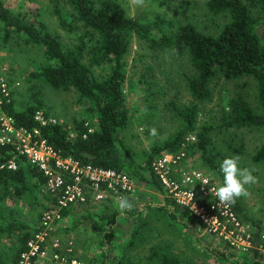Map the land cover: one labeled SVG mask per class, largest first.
I'll return each mask as SVG.
<instances>
[{
  "label": "rangeland",
  "instance_id": "obj_1",
  "mask_svg": "<svg viewBox=\"0 0 264 264\" xmlns=\"http://www.w3.org/2000/svg\"><path fill=\"white\" fill-rule=\"evenodd\" d=\"M4 1L14 14L44 23L65 46L77 44L80 37L89 43L85 35L87 30L71 21L72 10L66 0ZM119 1L130 18L142 14L149 18L164 17L176 26L188 23L208 34H215L228 22L227 16H212L204 0H165L162 4L145 0L143 7L133 6L130 0ZM57 9L67 22H72L69 30L59 25ZM124 61L123 90L130 111V123L120 131V136L132 151L136 162L143 164L154 145L161 144L181 127V121L170 106L173 104L183 108L193 102L185 77L193 75L194 71L186 55L177 57L173 52H154L136 36L130 40ZM47 63L42 47L25 42L24 37L17 34L5 39L0 24V83L5 94H11L15 108L22 110L37 99L42 102L38 113L41 118L46 115L49 122L60 124H71L73 120L86 118L95 129L88 103L74 89L55 90L45 82L29 77L31 72ZM92 71L96 78L101 79L107 75L108 67L94 66ZM210 90L211 100L199 105L197 126L202 123L213 126L210 149H214L212 155L219 166L225 157L239 156V166L253 170V175L258 178L257 183L245 186L249 195L241 199L251 219L261 222L260 234L264 236V163L252 159L264 145V128H227L221 120L226 102L238 95L244 97L256 112H260L256 81L249 76L233 80L219 77L211 81ZM153 127L158 132L155 137L149 131ZM22 135L11 136L21 139ZM187 138V144L195 142L194 135ZM184 154L176 170L201 174L208 188H214L215 193V189L222 184V174L216 175L203 166L199 154L193 149H186ZM193 184L191 186L197 185L199 190L198 184ZM85 196V202L88 199L85 207H75L80 204L71 206L69 213L61 217L49 236V243L57 239L63 252L71 251L76 264H118L119 261L122 264H158L155 258H149L153 248H160L181 264H252L256 260L254 252L258 249L251 241L247 242L254 232L250 223L242 224L244 233L232 227L230 230L234 234L231 236L209 232L194 216L184 215L181 208L176 210L174 205L167 202L171 199L163 192L134 183L131 191L124 196L133 204V209L124 215L117 211L115 198L95 200L89 188L85 189ZM197 198L209 204L215 195L208 194L205 197L198 192ZM44 212L42 201H37L29 192L21 196L10 194L0 202V222L21 221L29 227L31 234L40 227ZM104 214H112L113 223L99 220V216ZM223 223L226 225L228 222ZM106 234H113L110 241H107ZM260 241V249L264 254V237ZM16 245L14 237L0 235V254L9 264H12ZM47 251L49 254L53 251L50 244ZM261 263L264 264V259ZM47 264L72 263L66 260L65 263L47 261Z\"/></svg>",
  "mask_w": 264,
  "mask_h": 264
},
{
  "label": "trees",
  "instance_id": "obj_2",
  "mask_svg": "<svg viewBox=\"0 0 264 264\" xmlns=\"http://www.w3.org/2000/svg\"><path fill=\"white\" fill-rule=\"evenodd\" d=\"M155 1L161 4L165 2ZM66 2L72 10L71 21L87 30L85 35L89 43L80 37L77 44L65 46L44 23L14 14L5 1L0 0V24L4 38L12 34L21 35L25 42L38 45L44 50L48 63L31 72L29 77L41 80L55 90L74 89L88 103V111L96 124L93 129L86 118L73 120L71 124L52 123L46 115L42 123L36 119L42 107L40 100L34 99L22 110H17L11 94L6 95L0 83V112L13 121L15 129L31 134L35 141L44 142L56 156L70 158L80 167L114 171L126 176L134 184L149 186L161 193L162 186L151 167L154 158L161 154L184 153L191 148L199 154L203 166L220 175L219 164L212 155L214 149H210L214 128L208 123L197 126L199 105L211 100L210 83L219 77L225 80L243 76L254 78L260 107V112H256L244 97H232L222 110V125L236 129L264 128V0H204L212 16L224 15L228 18V22L215 34L201 32L188 23L176 26L171 20L159 16L149 18L142 14L130 18L119 0ZM56 15L59 25L69 30L72 22H67L58 9ZM133 36L144 41L154 52H173L177 57L186 55L194 71L193 75L185 77L193 102L183 108L173 104L170 106L181 121V127L161 144L154 145L143 164L136 162L132 151L120 136V131L130 123L123 84L124 56ZM102 65H107L108 73L98 79L92 67ZM189 135L195 137L192 144H187L186 138ZM252 159L264 163V145ZM10 163H13L14 168L8 167ZM46 184L47 179L42 172L25 155L19 153L15 144H0V202L10 194L21 196L29 192L37 201L41 200L45 211H48L57 203L60 190L51 192ZM188 188L197 196V185ZM196 200L199 206H207L206 202L198 198ZM87 202L88 199L75 207L84 208ZM167 202L174 205L176 210L179 209L172 200ZM70 207L61 212V217L69 213ZM230 207L235 221L239 224L250 223L254 227L250 241L258 250L254 252L256 260L252 264H262L261 222L251 219L241 198ZM183 214L189 215L190 212L183 210ZM85 218L89 219L88 216ZM219 219L226 220L222 216ZM99 220L111 224L114 216L104 214L99 216ZM226 225L228 230L234 226L233 222ZM34 233H29V227L21 221L0 222V235L14 237L16 240L12 264L18 263ZM112 235H105L107 241L112 239ZM54 251L60 257L66 256L68 262L74 260L71 251L65 253L60 248ZM149 258H155L158 264H181L160 248L151 249ZM0 264H9L2 254ZM118 264H122V261Z\"/></svg>",
  "mask_w": 264,
  "mask_h": 264
},
{
  "label": "built area",
  "instance_id": "obj_3",
  "mask_svg": "<svg viewBox=\"0 0 264 264\" xmlns=\"http://www.w3.org/2000/svg\"><path fill=\"white\" fill-rule=\"evenodd\" d=\"M2 89L5 92V89ZM38 113L36 119L44 123ZM14 134H23V138L16 139L11 136ZM191 140L194 138L191 137ZM6 143L15 144L19 153L25 155L31 164L42 172L47 179L48 190L51 192L60 190L57 203L52 209L42 214L39 230L28 241L27 250L20 255L17 264L66 262L65 258L60 257L54 251L59 248V240H51L49 243L50 232L61 219V212L64 209L85 202V189L89 188L95 200H103L107 197H124L133 188L132 181L114 171L94 169L89 166L80 167L70 158L62 159L56 156L44 142L35 141L31 134L15 129L13 121L2 114L0 116V144ZM184 156L183 152L163 154L153 160L151 167L162 186L163 194L182 210H188L192 216L202 222L209 232L231 236L234 232L227 229L223 223L226 221L233 222V229L244 233L243 225L235 221L231 207L220 204L216 196L209 204L206 203L207 206L197 204L195 192L188 187L194 185L193 183L198 184V192L205 197L208 194L215 195L214 188H208L207 181L197 172L191 174L183 170L179 172L180 169L176 170ZM8 167L14 168L13 163H10ZM218 215L226 220L221 221ZM247 242L250 243V238ZM48 244L53 249L50 254L47 251ZM70 263L76 264V261L73 260Z\"/></svg>",
  "mask_w": 264,
  "mask_h": 264
},
{
  "label": "clouds",
  "instance_id": "obj_4",
  "mask_svg": "<svg viewBox=\"0 0 264 264\" xmlns=\"http://www.w3.org/2000/svg\"><path fill=\"white\" fill-rule=\"evenodd\" d=\"M131 4L136 7H143L145 0H130ZM150 135L155 137L158 135L155 127L151 128ZM240 157H225L219 166L223 181L220 186L215 189V196L218 202L225 206H231L236 200L249 195L246 185H252L258 182V178L253 175V170L247 167H240ZM100 198L99 196L97 197ZM114 205L120 215L133 209V204L126 197H116ZM208 221H206L207 223Z\"/></svg>",
  "mask_w": 264,
  "mask_h": 264
}]
</instances>
